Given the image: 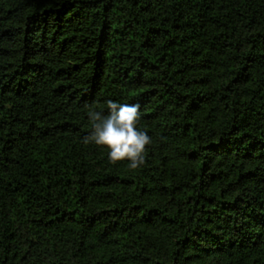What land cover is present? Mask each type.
Returning a JSON list of instances; mask_svg holds the SVG:
<instances>
[{
    "label": "trees",
    "instance_id": "obj_1",
    "mask_svg": "<svg viewBox=\"0 0 264 264\" xmlns=\"http://www.w3.org/2000/svg\"><path fill=\"white\" fill-rule=\"evenodd\" d=\"M0 264H264V0H0Z\"/></svg>",
    "mask_w": 264,
    "mask_h": 264
},
{
    "label": "clouds",
    "instance_id": "obj_2",
    "mask_svg": "<svg viewBox=\"0 0 264 264\" xmlns=\"http://www.w3.org/2000/svg\"><path fill=\"white\" fill-rule=\"evenodd\" d=\"M108 114L89 110L88 117L92 132L84 138L85 143L94 142L109 150L113 163L130 161L129 167L137 169L145 163L147 146L152 138L146 131L138 129L140 120L139 104H119L107 101Z\"/></svg>",
    "mask_w": 264,
    "mask_h": 264
}]
</instances>
